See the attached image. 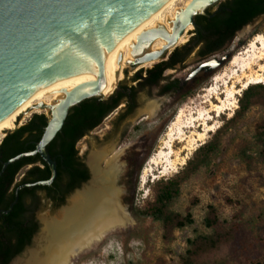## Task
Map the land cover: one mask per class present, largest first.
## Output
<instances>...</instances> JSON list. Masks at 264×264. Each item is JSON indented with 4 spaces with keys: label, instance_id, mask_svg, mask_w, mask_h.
<instances>
[{
    "label": "rangeland",
    "instance_id": "1",
    "mask_svg": "<svg viewBox=\"0 0 264 264\" xmlns=\"http://www.w3.org/2000/svg\"><path fill=\"white\" fill-rule=\"evenodd\" d=\"M193 30L192 28L185 34L184 43L177 42L169 51L185 44L192 36ZM256 34L264 36V15L238 30L233 39L215 55L201 59L194 51L183 64L165 71V75L182 80L203 60L211 57L221 59L228 55L216 69L211 72L204 71L206 82L191 95L179 100V96L174 93L159 94L158 86L146 88L137 93V105L132 112L118 119L124 108L123 104L119 105L99 126L76 144L79 153L84 148L80 156H83L85 162L92 151L104 150L100 161L102 169L115 157L117 169L114 184L120 189L119 201L130 221L125 226L111 231L102 242H96L83 251L73 259L72 264H182L180 257L188 247L187 240L197 234L210 232L204 225L208 205L216 208L221 219L231 220L234 215L240 214L242 222L240 231L230 242L206 255L203 260L209 263L222 261L224 264H251L252 260L254 264H264V162L259 160L258 148L254 143L256 125L264 114L263 103L253 105L242 117L226 124L238 107L240 93L237 96V107L232 111H224L220 117L215 116L213 121L210 120L215 128L208 132L206 138L190 153L189 158H192L194 151L204 142L212 140L217 143L218 149L209 161L181 182L179 196L172 204V208L178 212L185 213L189 210L194 217L193 224L176 229L165 238L159 222L143 213V209L153 200L154 182H148L143 189L139 187L138 177L150 155L156 152L161 142H166V129L178 110L184 108L187 114L184 119L189 118V113L199 107V104L194 102L196 97L205 93L206 88L212 84V78L228 68L230 58L241 51ZM167 57L168 55H164L143 67L130 63L122 69L123 76L118 83L124 86L134 85L132 77L137 71H144ZM163 84L164 82L160 83ZM149 106H154L151 112ZM48 110L33 111L27 117L22 115L19 121L24 124L35 113H44L49 119ZM19 125L21 124L16 123L15 128ZM219 127H222L221 131L214 135ZM10 128L11 125L7 127ZM200 128L197 130H201ZM191 130L193 129L185 128L186 134L190 135ZM180 146L181 143L176 142L174 147ZM183 168L184 165L178 171ZM131 176L134 179L133 190L130 189L131 184L128 185ZM68 198L69 196L65 199ZM65 204L64 200L51 209L47 201H42L36 216L41 222V217L52 216ZM40 228L41 223L35 236L40 233ZM35 244L32 241L28 250L35 247ZM245 245L246 252L243 250ZM20 256L24 257L22 254Z\"/></svg>",
    "mask_w": 264,
    "mask_h": 264
},
{
    "label": "trees",
    "instance_id": "2",
    "mask_svg": "<svg viewBox=\"0 0 264 264\" xmlns=\"http://www.w3.org/2000/svg\"><path fill=\"white\" fill-rule=\"evenodd\" d=\"M263 13L264 0H223L215 11L195 15L196 26L188 41L174 48L167 59L155 63L144 71H137L132 77L134 85L123 86L121 91L113 92L106 100L89 97L71 106L61 130L46 145V151L56 162L57 169V175L51 186L38 185L32 188H22L19 191L17 203L10 212L4 213L3 210L7 209L14 199V189L19 183L45 180L51 174L50 168L39 154L23 157L9 164L0 173V264H8L16 255H19L25 247L30 245L32 236L38 231V225L33 221V212L26 203L28 196L38 203L39 197L36 192L47 188L52 198L59 193L58 206L64 202L68 193L88 178V174L84 171L82 158L75 148L81 136L99 126L121 102L125 101L126 110L118 115V119L132 112L137 105V93L146 88L158 86L159 94L174 93L179 96V100L191 95L194 90L206 82L207 76L204 70L183 84L178 78L165 75V71L183 64L194 51L201 59L219 52L226 43L233 39L238 30L253 22ZM161 82L164 84L160 85ZM258 103L264 104V83L250 84L241 91L238 97V107L225 123L228 124L242 117ZM47 121L44 113H35L26 123L17 128L14 127L15 129H11L12 131L2 138L0 171L3 161L35 148ZM222 127H219L214 135L220 132ZM254 143L258 148L259 160L264 162V114L256 125ZM217 149V143L212 140L204 142L194 151L192 158L187 159L181 171L173 173L171 177L153 181V200L143 209V213L159 222L165 238L174 230L193 224L194 217L189 210L185 213L178 212L172 208V204L179 196L181 182L199 166L206 164ZM31 162L36 165L27 170V177L15 183L14 179L19 169ZM241 222L240 214L234 215L231 220L221 219L216 208L208 205L204 225L210 229V232L197 234L187 240L188 247L180 257L181 263L224 264L222 261L209 263L203 259L230 242L240 231ZM243 250L247 251L246 245L243 246ZM250 262L252 264L254 261L250 260ZM255 264L259 263L255 262Z\"/></svg>",
    "mask_w": 264,
    "mask_h": 264
},
{
    "label": "bare ground",
    "instance_id": "3",
    "mask_svg": "<svg viewBox=\"0 0 264 264\" xmlns=\"http://www.w3.org/2000/svg\"><path fill=\"white\" fill-rule=\"evenodd\" d=\"M191 0H162L152 15L142 24L116 38L110 50L100 48L102 57V86L99 94L108 96L122 79V69L135 61L132 46L137 37L144 31L159 25L171 32L175 15L185 9ZM205 2H196L194 7L200 10ZM180 6V7H178ZM192 29L187 26L177 42L186 41L185 34ZM176 42V43H177ZM166 44L162 38H156L148 46H141L137 54L145 51H156ZM171 49V48H170ZM121 56L120 61L118 60ZM155 60L141 63L147 66ZM93 69V70H92ZM67 76L54 78L44 82L15 108L0 119V140L6 128L16 127L18 117H27L33 111H46L47 107L39 108L43 103L50 105L55 112L57 105L65 98L67 92L79 85L80 91L89 90L86 83L97 80L94 68L88 69L79 63L73 65ZM264 83V36L256 34L241 51L234 54L228 68L212 78V84L205 93L197 96V110L190 112L189 118L184 117L186 110L181 108L168 125L165 135L166 142L147 159L139 174V187L145 189L148 182L167 177L177 172L184 165L190 153L212 131L210 120L221 116L224 111H232L237 107V96L250 84ZM150 112L154 106H149ZM190 110V109H189ZM30 111V112H29ZM49 111V110H48ZM231 114V113H230ZM203 126L201 129L200 127ZM193 129L190 135L185 128ZM200 128L201 130H197ZM181 146L175 148V143ZM93 152V151H92ZM88 156V165L92 178L88 185L75 191L52 216L44 215L41 220L43 227L35 238V247L27 250L10 264H72L73 259L89 249L96 242H102L111 231L125 226L130 218L122 208L119 195L120 189L114 184L117 165L114 159L106 168H100L104 150H97Z\"/></svg>",
    "mask_w": 264,
    "mask_h": 264
},
{
    "label": "water",
    "instance_id": "4",
    "mask_svg": "<svg viewBox=\"0 0 264 264\" xmlns=\"http://www.w3.org/2000/svg\"><path fill=\"white\" fill-rule=\"evenodd\" d=\"M160 1L162 0H0V119L44 82L67 76L77 63L88 69L94 68L97 73L95 82L85 84L89 90L80 91L84 85H79L67 92L55 112L50 105H37L39 108H49L50 112L39 141L33 150L18 153L3 161L0 173L20 158L39 154L50 168L51 174L45 180L19 184L15 188L13 201L3 210L4 213L10 212L17 202L20 188L50 185L53 182L57 175L56 162L47 153L46 145L61 130L70 107L89 97L107 99V96L99 94L102 86L100 48L106 45V50H110L116 38L145 22L157 9ZM199 1L205 2L200 10L194 7ZM217 2L219 0H191L180 14L175 15L171 32L159 25L141 33L132 46L135 61L131 63L139 65L169 55V49L176 45L187 26L195 28V15L203 14L208 6ZM156 38L164 39L166 44L159 50L137 54L139 47L148 46ZM227 58L228 55H224L221 59L211 57L203 60L184 79L179 80L180 83L193 79L202 70L211 72ZM120 59L121 56L118 60ZM19 119L20 117L17 121ZM86 164L88 165L87 162ZM91 177L90 169V179L67 196L86 185ZM40 223L41 231L42 220ZM36 237L34 235L32 238L33 244ZM28 247L29 245L9 264L21 257V254L23 256Z\"/></svg>",
    "mask_w": 264,
    "mask_h": 264
},
{
    "label": "flooded vegetation",
    "instance_id": "5",
    "mask_svg": "<svg viewBox=\"0 0 264 264\" xmlns=\"http://www.w3.org/2000/svg\"><path fill=\"white\" fill-rule=\"evenodd\" d=\"M221 1H219V2H217V3H215L214 5H211L213 8L212 9H210L209 7H207L206 9H205V12L203 13V14H205L206 12H213V11H215V9L217 8V6H218V4L220 3ZM261 15H264V13L263 14H261ZM260 15V16H261ZM193 34V33H192ZM217 53V52H216ZM215 53V54H216ZM215 54H212V55H210V56H213V55H215ZM132 65H134V63H132ZM135 67V66H134ZM124 85L122 84V83H118L117 84V87H116V89H115V91L114 92H118V91H121L122 90V87H123ZM121 104H123V106H124V108L122 109V112H124L125 110H126V104H125V101L124 102H121L119 105H121ZM31 118V117H30ZM29 118V119H30ZM17 123L18 124H21V125H23L22 123H20V121H17ZM21 125H19V126H21ZM18 126V127H19ZM14 127H11L10 129H7L6 128V131H7V133L8 132H10L9 130H11V129H13ZM95 129V128H94ZM93 129V130H94ZM93 130H90L88 133H90V132H92ZM6 133V134H7ZM88 133H86V134H84L83 136H81V138H79L78 140H77V142H76V144L82 139V138H84V137H86L87 136V134ZM76 144H75V148L77 149V147H76ZM83 150H84V148H82L81 150H80V153L78 152V150H77V152H78V155L80 156V154H82L83 153ZM85 154V153H84ZM81 158H82V162H83V167L85 168V172L88 174V178H89V176H90V169H89V167H88V165L86 164V162L84 161V159H83V156H80ZM34 165H36V163H28V164H25L23 167H21L20 169H19V171L17 172V174H16V176H15V179H14V182L15 183H17V182H20L21 180H23L25 177H27V170H29L30 168H32ZM132 178H131V181L128 183V185H130V189L131 190H133V183H134V179H133V176H131ZM87 178V179H88ZM86 179V180H87ZM85 180V181H86ZM84 181V182H85ZM22 183H25V182H21V183H19V184H22ZM83 183V182H82ZM18 184V185H19ZM52 184V183H51ZM51 184L50 185H43V186H51ZM17 185V186H18ZM16 186V187H17ZM35 187V186H34ZM22 188H32V187H22ZM22 188H20L19 189V191L22 189ZM52 189V188H51ZM19 191H18V196H19ZM14 192H15V189H14ZM36 194L38 195V197H39V200H38V203H36V202H34V200H33V198L32 197H30V196H28L27 198H26V203L28 204V207H29V209H30V211H32L33 212V221L38 225V229H39V225H40V221H39V218L36 216V213H37V210L40 208V206H41V202L42 201H47L50 205H49V207L51 208V209H54V208H56L57 207V203H58V197H59V193H56L55 194V198H52V197H50L51 196V193H50V190L49 189H47V188H44V189H42V190H38L37 192H36ZM69 194V193H68ZM67 194V195H68ZM67 195L65 196V198L67 197ZM65 198H64V200H65ZM13 201V200H12ZM17 201H18V199H17ZM17 203V202H16ZM15 203V204H16ZM14 204V205H15ZM13 205V206H14ZM34 236V235H33ZM33 236H32V238H33ZM31 242H32V239H31ZM31 244V243H30Z\"/></svg>",
    "mask_w": 264,
    "mask_h": 264
}]
</instances>
